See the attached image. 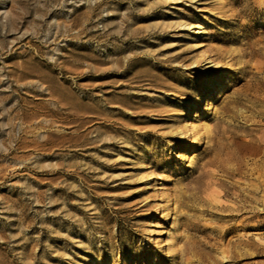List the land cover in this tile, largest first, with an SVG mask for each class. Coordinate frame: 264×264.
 <instances>
[{
	"label": "rangeland",
	"instance_id": "1",
	"mask_svg": "<svg viewBox=\"0 0 264 264\" xmlns=\"http://www.w3.org/2000/svg\"><path fill=\"white\" fill-rule=\"evenodd\" d=\"M0 264H264V0H0Z\"/></svg>",
	"mask_w": 264,
	"mask_h": 264
},
{
	"label": "bare ground",
	"instance_id": "2",
	"mask_svg": "<svg viewBox=\"0 0 264 264\" xmlns=\"http://www.w3.org/2000/svg\"><path fill=\"white\" fill-rule=\"evenodd\" d=\"M194 27H196V28H200V26H194ZM198 31V30H197ZM224 74L226 75L227 74V72H224ZM221 79V81H219V83L218 84H211V85H209L208 86V88H207V92H206V95H209V94H211L215 89H218V88H221L223 85V79L222 78H220ZM120 103H124V101H119ZM206 173V171H204L202 174H205ZM210 180V179H209ZM228 257V256H227ZM229 258V257H228Z\"/></svg>",
	"mask_w": 264,
	"mask_h": 264
}]
</instances>
